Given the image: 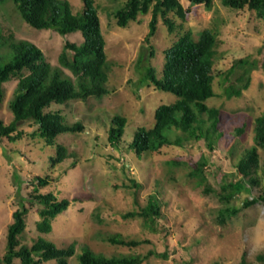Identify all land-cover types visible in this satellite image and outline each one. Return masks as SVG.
Listing matches in <instances>:
<instances>
[{
    "label": "rangeland",
    "instance_id": "rangeland-1",
    "mask_svg": "<svg viewBox=\"0 0 264 264\" xmlns=\"http://www.w3.org/2000/svg\"><path fill=\"white\" fill-rule=\"evenodd\" d=\"M65 1L74 14L83 8L81 0ZM124 1L94 2L105 40L106 60L110 65L106 82L109 93L100 98L52 104L47 109L60 111L66 123L80 121L84 130L50 139L37 125L22 122L18 125L22 132L18 139L0 138V257L5 252L12 213L19 202L24 201L28 211L21 243L31 245L41 237L58 247L73 244L75 254L68 258V264H78L77 254L84 245L105 256L133 253L145 257L150 250L170 253L168 259L148 255L143 264H237L242 257L250 264H260L255 257L264 251V202L242 208L221 222L218 212L225 204L218 197V191L221 175L235 171L229 151L235 155L253 144L254 119L264 113L263 69L251 72L249 87L241 96L226 98L223 93L224 87L235 76L227 79L225 74L235 59L247 57L261 63L264 54L263 20L254 10L228 8L221 0H211L209 7L179 0L188 13L181 19L168 12L167 17L174 23L172 32L158 16L156 31L150 41L153 50L150 57L149 44L144 38L151 11L138 14L136 20L119 27L113 11ZM204 29L215 33L218 53L213 63L216 96L205 103L220 110L217 131L223 132V136L213 139L212 149L204 139H191L183 147L162 146L140 158L126 150L127 144L115 151L107 143V130L114 114L126 118L125 144L130 139L127 135L135 128L152 125L158 105L175 100L174 95L158 90L151 83H140L146 60L159 77L164 50L178 35L190 30L193 41H196ZM0 30L5 36L11 33L15 39L35 43L52 65H58V55L65 39L81 42L79 32L64 38L52 30L28 26L9 3L0 4ZM13 88L12 80L3 84L0 118L5 123L12 119L7 103ZM242 123L245 128L238 133L236 128ZM57 144L65 146L68 157L54 164ZM201 155L208 158L205 175L213 189L210 193L197 185L196 176L189 174ZM259 155L257 176L260 187L239 194L228 205H239L244 197L257 195L264 187V152L259 150ZM34 177L41 179L42 183L35 185ZM132 180L140 186H133ZM34 187L39 193L51 192L58 200L66 198L70 201L68 207L54 218L47 234L36 230V222L40 219L38 206H30L26 201ZM150 194H155L161 204L155 231L148 228L138 214ZM133 211L137 212L135 216L123 217ZM113 234L142 242L128 247L111 244L101 237ZM12 264H20L19 259H14ZM41 264H55V261Z\"/></svg>",
    "mask_w": 264,
    "mask_h": 264
},
{
    "label": "trees",
    "instance_id": "trees-1",
    "mask_svg": "<svg viewBox=\"0 0 264 264\" xmlns=\"http://www.w3.org/2000/svg\"><path fill=\"white\" fill-rule=\"evenodd\" d=\"M81 1L82 10L74 14L65 0H0V4H12L22 20L34 29L52 30L64 38L79 32L81 37L79 43L65 39L58 55V65H52L35 43L27 39H15L11 33L5 36L0 30V102L3 98V84L9 80L14 82L13 92L7 103L12 119L5 123L0 118V138L18 139L22 134L18 125L22 122L37 125L50 139L63 133L81 132L84 125L80 121L66 123L60 111L47 109L52 104H64L71 100L84 101L89 97L100 98L109 93L106 82L110 65L106 60L105 40L94 6L95 0ZM190 2L207 7L211 4V0ZM221 3L236 10H254L264 22V0H221ZM149 11L151 17L144 41L149 44V54L152 57L150 41L156 31L158 16L163 19L168 31L172 32L174 23L167 17L168 12L171 11L184 19L189 10L184 9L179 0H125L113 11V15L117 26L125 27L129 21L136 20L138 14H146ZM215 47L216 35L211 29L202 30L196 41H193L190 30H187L178 35L164 50V62L159 77L154 67L146 60L145 66L142 67L144 71L140 83H151L158 90L174 95L175 100L158 105L154 110L152 125L149 128H135L127 135L130 139L125 144L123 139L126 138V118L114 114L107 130V143L115 151H120L127 144L126 150L138 158L148 151L159 150L162 146L183 147L185 142L191 139H204L208 148L212 149L213 139L215 141L223 136V132L217 131L220 110L205 103L216 96L213 90V63L218 56ZM258 69L264 70V54L261 63L257 59L247 57L235 59L225 71L227 79L235 75L224 87L225 97L241 96L249 87L251 72ZM244 128L245 123H242L237 126L236 131L241 133ZM253 132L252 145L242 148L235 155L229 151L235 171L223 173L220 177L218 197L225 204L218 212L221 222L242 208L259 201L264 202L263 187L257 195L244 197L239 205H228L231 200H236L239 194L249 193L252 187H260L257 170L260 163L259 150L264 152V113L254 119ZM55 151L54 164L68 157L65 146L61 144L56 145ZM207 164L208 158L201 155L196 167L189 171V174L196 176L197 185L203 186V190L210 193L213 189L207 183L205 175ZM262 169L264 172V166ZM33 183L40 185L42 181L34 177ZM132 183L135 187L140 186L135 180H132ZM26 201L30 206H38L40 219L36 222V230L40 234L49 233L54 218L70 204L66 198L58 200L53 193H39L35 187ZM160 210L161 204L157 196L150 194L147 204L138 214L143 217L144 224L155 231ZM27 211L28 207L24 201L19 202L17 209L13 211V221L7 228L6 247L0 257V264H12L14 259H19L20 264H41L50 260H54L55 264H68V258L75 254L73 244L58 247L41 237H37L31 245L21 243L20 237L25 230ZM136 214L135 211L127 212L123 217ZM101 237L111 244L128 247H135L142 242L127 240L118 234ZM148 255L168 259L170 253L166 250H150L146 256ZM145 257L133 253L105 256L92 251L86 245L82 246L77 254L78 264H143ZM255 258L260 264H264V251L258 253ZM237 264L250 263L242 257Z\"/></svg>",
    "mask_w": 264,
    "mask_h": 264
}]
</instances>
